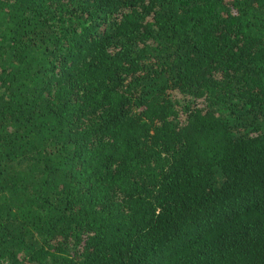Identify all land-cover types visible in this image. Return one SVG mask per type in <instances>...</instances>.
Wrapping results in <instances>:
<instances>
[{
    "label": "trees",
    "instance_id": "trees-1",
    "mask_svg": "<svg viewBox=\"0 0 264 264\" xmlns=\"http://www.w3.org/2000/svg\"><path fill=\"white\" fill-rule=\"evenodd\" d=\"M0 264H264V0H0Z\"/></svg>",
    "mask_w": 264,
    "mask_h": 264
}]
</instances>
